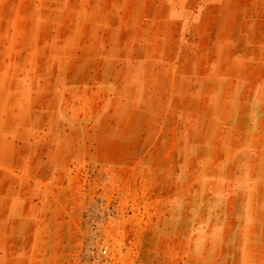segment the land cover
<instances>
[{
    "label": "rangeland",
    "instance_id": "1",
    "mask_svg": "<svg viewBox=\"0 0 264 264\" xmlns=\"http://www.w3.org/2000/svg\"><path fill=\"white\" fill-rule=\"evenodd\" d=\"M0 264H264V0H0Z\"/></svg>",
    "mask_w": 264,
    "mask_h": 264
},
{
    "label": "built area",
    "instance_id": "2",
    "mask_svg": "<svg viewBox=\"0 0 264 264\" xmlns=\"http://www.w3.org/2000/svg\"><path fill=\"white\" fill-rule=\"evenodd\" d=\"M103 252L106 253L107 252V249H104Z\"/></svg>",
    "mask_w": 264,
    "mask_h": 264
}]
</instances>
